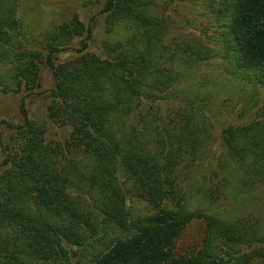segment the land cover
<instances>
[{
    "label": "trees",
    "instance_id": "obj_1",
    "mask_svg": "<svg viewBox=\"0 0 264 264\" xmlns=\"http://www.w3.org/2000/svg\"><path fill=\"white\" fill-rule=\"evenodd\" d=\"M177 1L105 0V32L124 23L131 35L92 53L77 15L34 36L18 0H0V95L20 96L21 118L0 123V264H264V224L215 210L264 186V103L213 134L208 98L173 66L191 72L214 51L170 37ZM219 14L229 74L264 86V0H221ZM42 68L51 87L36 94ZM34 95L47 96L51 126L69 130L64 142L29 119ZM132 199L149 213L132 215ZM194 220L205 224L200 250L174 257Z\"/></svg>",
    "mask_w": 264,
    "mask_h": 264
},
{
    "label": "rangeland",
    "instance_id": "obj_2",
    "mask_svg": "<svg viewBox=\"0 0 264 264\" xmlns=\"http://www.w3.org/2000/svg\"><path fill=\"white\" fill-rule=\"evenodd\" d=\"M105 0H18V17L24 28L31 35L40 36L55 26L68 21L77 15L84 24H91L93 42L89 52L96 53L97 47L105 40L123 41L131 35V30L124 23L118 24L112 33L104 29L103 18L99 15ZM221 0H182L175 2L165 14L169 21L170 37L178 39L196 38L203 45L214 51V57L207 65L186 72L178 65L174 70L183 75V82L188 91H194L208 98V110L214 124L216 136L229 124L253 118L255 112L264 103V86L256 85L248 79L235 78L229 74L232 61L224 59L229 53L224 44V33H227V19L219 16ZM231 50V49H230ZM230 54V53H229ZM66 54L61 60L69 57ZM51 87L47 69L42 68L38 91L41 93ZM20 96L0 95V123L2 121L18 125L21 118L18 113ZM47 96L34 95L26 99L25 107L30 120L44 123L47 127L46 141L62 143L68 138L69 130L52 127L46 118ZM251 109L245 111V106ZM1 163V155H0ZM199 205V203H197ZM195 204V206H198ZM132 215L149 213L147 206L132 199L129 204ZM225 218L236 220L249 216L264 224V186L249 194L234 197L228 195L215 209ZM205 224L202 220L192 221L177 239L172 250L174 257L189 256L197 253L203 242Z\"/></svg>",
    "mask_w": 264,
    "mask_h": 264
}]
</instances>
